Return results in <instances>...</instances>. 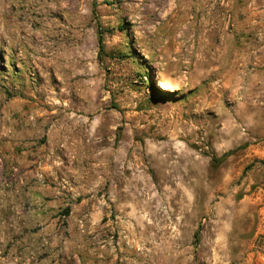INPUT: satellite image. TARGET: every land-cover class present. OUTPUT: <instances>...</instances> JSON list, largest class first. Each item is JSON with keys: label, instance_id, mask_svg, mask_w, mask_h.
<instances>
[{"label": "rangeland", "instance_id": "obj_1", "mask_svg": "<svg viewBox=\"0 0 264 264\" xmlns=\"http://www.w3.org/2000/svg\"><path fill=\"white\" fill-rule=\"evenodd\" d=\"M0 264H264V0H0Z\"/></svg>", "mask_w": 264, "mask_h": 264}, {"label": "bare ground", "instance_id": "obj_2", "mask_svg": "<svg viewBox=\"0 0 264 264\" xmlns=\"http://www.w3.org/2000/svg\"><path fill=\"white\" fill-rule=\"evenodd\" d=\"M204 42V40L202 39V36L201 38H199V43H198V50L201 51L203 53V51L205 50V48H203V50L201 49L202 47V43ZM206 43V42H205ZM159 86L164 89V90H169L170 86L168 84H166V82H163V81H160L159 82Z\"/></svg>", "mask_w": 264, "mask_h": 264}, {"label": "trees", "instance_id": "obj_3", "mask_svg": "<svg viewBox=\"0 0 264 264\" xmlns=\"http://www.w3.org/2000/svg\"><path fill=\"white\" fill-rule=\"evenodd\" d=\"M100 45H102L101 39L99 40Z\"/></svg>", "mask_w": 264, "mask_h": 264}]
</instances>
